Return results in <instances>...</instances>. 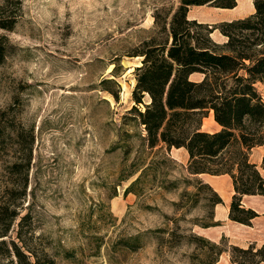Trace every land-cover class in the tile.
Here are the masks:
<instances>
[{"label": "rangeland", "instance_id": "374dc122", "mask_svg": "<svg viewBox=\"0 0 264 264\" xmlns=\"http://www.w3.org/2000/svg\"><path fill=\"white\" fill-rule=\"evenodd\" d=\"M181 1L0 0V16L15 20L13 29L0 30L7 47L0 66V200L22 191L29 156L18 212L29 215L24 230L45 264L210 259L193 237L215 243L201 226L214 223L212 192L200 191L175 148H148L131 112L135 69L144 59L135 55L149 44L170 46ZM206 118L196 121L208 127ZM18 222L9 234L16 242ZM216 244L231 246L226 239Z\"/></svg>", "mask_w": 264, "mask_h": 264}, {"label": "trees", "instance_id": "16d2710c", "mask_svg": "<svg viewBox=\"0 0 264 264\" xmlns=\"http://www.w3.org/2000/svg\"><path fill=\"white\" fill-rule=\"evenodd\" d=\"M205 5L234 9L237 2L181 1L171 22L170 46L169 42L149 44L145 51L135 55L144 59L142 65L135 69L137 85L133 99L136 106L143 104L145 111L134 106L131 112L138 113L137 119L146 131L148 148L153 150L163 144L168 150L185 148L188 151V173L196 177L200 191L208 189L212 192L214 207L221 204L222 199L197 175H230L236 191L230 219L250 226L258 214L243 207L242 196H264V178L249 159L253 148L264 145V100L256 87L258 83L264 84V0H254L256 12L253 15L213 27L188 19L190 7ZM14 21L0 16V30L10 31ZM216 30L227 38L225 44L220 45L212 39L211 35ZM6 52L7 47L0 43V66ZM117 67L116 64L113 72ZM195 73L202 74L203 80H191ZM112 82L105 80L103 83ZM110 93L116 98V94ZM146 95L150 97L149 104L143 102ZM210 112L221 127L215 133L202 131L201 120L196 121L200 117L206 118ZM2 129L0 144L4 142ZM18 166L16 164L15 169ZM29 167L28 156L26 171L23 177L20 176L23 183L20 194L0 200V264H34L33 260L35 264H45L30 244L32 236L29 231L24 230L29 215L19 218L18 212L22 203L19 201L26 197ZM17 173L22 174V171ZM140 180L141 177L136 179L125 193L133 192ZM3 183L0 179V186ZM16 221H19L18 242L9 237ZM217 225L214 222L201 226L210 228ZM193 239L202 243V250L209 255L210 259L204 264H216L226 252L230 254L232 263L264 264V245L259 249L229 246L228 250L222 244L202 237ZM212 255L214 258L211 259ZM48 263L54 264L53 261Z\"/></svg>", "mask_w": 264, "mask_h": 264}, {"label": "crops", "instance_id": "0c3cea01", "mask_svg": "<svg viewBox=\"0 0 264 264\" xmlns=\"http://www.w3.org/2000/svg\"><path fill=\"white\" fill-rule=\"evenodd\" d=\"M237 6L234 9H220L211 6H194L190 7L188 19L196 21L200 24L216 26L223 22H231L239 19H244L253 15L256 12L254 0H236ZM233 14L231 17H221L222 14ZM217 35L215 40L213 36ZM212 39L223 45L227 42L219 30H216L211 35ZM221 37V40H220ZM191 80L200 82L204 76L199 73L191 75ZM259 93L264 100V84L256 85ZM204 120H207L205 118ZM210 125L207 127L206 122L202 123V131L215 133L221 130V127L215 122L213 112L208 115ZM176 154L182 156L184 161H190V156L185 148L176 149ZM174 155V152H172ZM175 157V156H174ZM250 162L257 166L261 176L264 178V145L253 148L249 156ZM205 184H208L222 199V203L214 207V222L218 223L207 229H203L202 233L205 237L215 243L226 239L231 246H236L242 249L255 247L257 249L264 245V196L263 195H243L241 203L244 208L251 209L258 214L250 226L244 225L230 219L231 205L236 194L234 182L230 175H197ZM216 264H236L232 263L230 254L223 253Z\"/></svg>", "mask_w": 264, "mask_h": 264}]
</instances>
